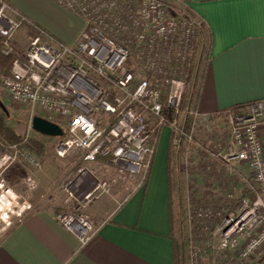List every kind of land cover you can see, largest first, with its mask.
Returning a JSON list of instances; mask_svg holds the SVG:
<instances>
[{
    "label": "built area",
    "instance_id": "2783aa9c",
    "mask_svg": "<svg viewBox=\"0 0 264 264\" xmlns=\"http://www.w3.org/2000/svg\"><path fill=\"white\" fill-rule=\"evenodd\" d=\"M53 1L82 19L77 40L65 43L32 25L37 32L29 36L24 51L17 52L1 85L10 101L28 109L25 139L38 115L63 130L62 136L53 137L58 157L82 152L84 162L103 156L116 166L112 176L100 178L94 170L79 166L63 184L81 212H58L55 217L83 245L98 227L83 213L86 204L109 192L113 183L131 179L137 187L145 183L157 127L177 132L176 145L190 138L184 133L187 124L192 132L197 125L213 126L218 116L183 104L195 65L201 26L197 18L174 12L164 0ZM25 23L29 22L11 0H0L2 53L15 52L12 37ZM223 118L230 139L218 159L230 169L241 163L247 171L242 175L248 178L245 189L252 197L245 195L233 204L214 231L223 250L235 249L237 264H260L264 262V98L246 102L237 111L228 108ZM15 164L26 167L19 192L5 180ZM39 167L37 156L17 144L0 148V236L33 210L30 199L38 186Z\"/></svg>",
    "mask_w": 264,
    "mask_h": 264
},
{
    "label": "crops",
    "instance_id": "0c3cea01",
    "mask_svg": "<svg viewBox=\"0 0 264 264\" xmlns=\"http://www.w3.org/2000/svg\"><path fill=\"white\" fill-rule=\"evenodd\" d=\"M164 1L174 12L197 18L211 40L209 55L205 56L203 37H197L187 105L210 115L264 98V0ZM11 4L25 16L27 24L62 42H75L83 28L82 19L74 13L78 19L72 31L58 28L55 16L59 17L64 8L53 0H11ZM15 34L12 44L20 49L23 35L30 34L28 27L24 24ZM170 139L171 129L163 126L155 138V153L142 186L137 187L135 179L113 183L109 192L89 204L85 211L98 227L83 245L55 217L58 212L75 214L78 203L66 204L63 195L53 192L63 178L75 174L76 167L94 170L98 178L96 173L112 176L116 166L103 156L84 162L82 152H75L69 161L73 169L57 164L53 175L47 170L51 162L42 158L36 171L34 208L1 234L0 264H176L171 236ZM25 172L22 164L7 171V182L17 192L22 185L15 180ZM9 177L16 179L9 181ZM87 187L88 182L80 189L85 191Z\"/></svg>",
    "mask_w": 264,
    "mask_h": 264
},
{
    "label": "rangeland",
    "instance_id": "374dc122",
    "mask_svg": "<svg viewBox=\"0 0 264 264\" xmlns=\"http://www.w3.org/2000/svg\"><path fill=\"white\" fill-rule=\"evenodd\" d=\"M63 10L59 17L55 16L58 19L56 25L64 31H72L78 17L66 9ZM29 35H23L19 44L20 49L16 48L18 52L25 49ZM14 38H17L16 34ZM199 54L202 55V50H199ZM6 74L0 73V98L8 110V115L5 114L6 122L14 131L25 135L28 132L29 112L26 106L10 101L2 88L1 80ZM32 134L39 133L33 130L30 136ZM229 139L224 118L217 117L213 126L197 125L192 130L191 138H182L176 144L175 156L172 159L171 182L173 233L178 239L186 235L191 241V247H185L182 253L181 264H195V262L198 264H237L235 249L223 250L220 247V237L214 231L223 215L239 201L248 185L246 180L248 178L242 176L247 171L242 168L241 163H233V169H230L218 159V153L224 149ZM41 140L45 146L44 154L36 156L41 164L42 158H48L51 162L50 168H47L48 171H53V175H56L57 164L63 163L67 164L70 170L73 169L69 162L74 156L73 153L63 158L58 157L54 150L56 139L42 137ZM6 174V183L12 186V183L7 182ZM96 174L98 178L104 176V174ZM72 176L71 173L63 178L53 192V194L58 192L56 195H63L66 204L78 203L77 199L69 197V191L63 186L64 182ZM19 177L17 179L9 177V181L16 179V183H19L22 179ZM37 188L32 193L30 199L32 203ZM93 201L94 199L91 202ZM90 203H87L83 210V213L89 217L90 215L85 210ZM79 212L81 211L76 213ZM91 220L95 223L92 218Z\"/></svg>",
    "mask_w": 264,
    "mask_h": 264
},
{
    "label": "trees",
    "instance_id": "16d2710c",
    "mask_svg": "<svg viewBox=\"0 0 264 264\" xmlns=\"http://www.w3.org/2000/svg\"><path fill=\"white\" fill-rule=\"evenodd\" d=\"M25 25L28 27L30 34L33 35L37 32L36 29L31 24L25 23ZM197 37L198 38L203 37V41L205 42V48H204L205 53L204 54H205V56H208L210 46H211V40L208 39V37H206V34H204V29H203L202 24H201V26L197 32ZM1 44H2V38L0 37V48H1ZM12 46H13V44H12ZM13 48H14V46H13ZM14 50L16 53L12 52L9 54H4L0 50V73L1 74L9 72L10 65H11L13 59L17 55V51L15 48H14ZM186 98H187V95L185 94L184 100H183L184 105H187L186 104V102H187ZM245 106H246V103H241V104L231 106V107H229V109L237 111L241 108H244ZM225 110L226 109L221 110L219 112H216V115L218 117H223ZM185 129H186V130H184L185 136L187 137L189 135L191 138L192 132H191V130H189V124H187L185 126ZM160 130H161L160 127L156 128V130L154 131V138L157 139ZM176 136H179V134L175 131H171V139H170L171 142H170V147H169V151H168L171 191H172V184H171V182H172V159L175 156V147H176V145L173 143V139ZM41 138H42V136L39 134H32V136H29L25 139V135L23 133H17L7 124L5 114L0 110V148H5L6 146L11 145V144H17V145H19L20 148L25 149L27 151H31L35 155H41L45 150V146H44ZM245 195L252 197L251 193L247 189H244L242 196L240 198L244 197ZM171 222H172V234H171V236H172V242H173L175 263L181 264L182 253L185 250V247L186 248L191 247V241H190V238L186 235H183V238H181V239H178L174 236L172 212H171Z\"/></svg>",
    "mask_w": 264,
    "mask_h": 264
},
{
    "label": "water",
    "instance_id": "95a60500",
    "mask_svg": "<svg viewBox=\"0 0 264 264\" xmlns=\"http://www.w3.org/2000/svg\"><path fill=\"white\" fill-rule=\"evenodd\" d=\"M0 110L4 114L8 115L7 107L5 106V103L1 100V98H0ZM31 127L35 132L41 135H46L51 137H59L63 135V130L59 125L38 115L32 118Z\"/></svg>",
    "mask_w": 264,
    "mask_h": 264
}]
</instances>
